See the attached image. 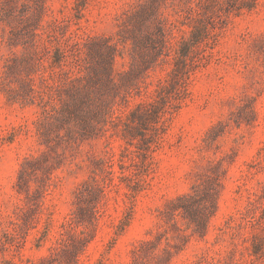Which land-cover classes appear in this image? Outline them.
<instances>
[{"label": "rangeland", "instance_id": "374dc122", "mask_svg": "<svg viewBox=\"0 0 264 264\" xmlns=\"http://www.w3.org/2000/svg\"><path fill=\"white\" fill-rule=\"evenodd\" d=\"M0 264H264V0H0Z\"/></svg>", "mask_w": 264, "mask_h": 264}, {"label": "trees", "instance_id": "16d2710c", "mask_svg": "<svg viewBox=\"0 0 264 264\" xmlns=\"http://www.w3.org/2000/svg\"><path fill=\"white\" fill-rule=\"evenodd\" d=\"M161 34L164 35V31L161 28L160 29ZM111 50V48H109ZM114 53H112V51H109V60L110 58L113 59L114 58ZM84 69H70V75L69 72H67V86L70 87L68 93L70 95H72L74 97V92L76 89H78L77 87V81H79L80 79H82L83 72ZM113 70L114 69H97V75L94 78L96 81H101L106 82L105 84L109 85H113L115 86L116 83L114 81V77H113ZM80 107H81V103L78 101H74L73 103L70 102H66L63 106L58 107L57 105H54L53 108L56 110H60L62 112V115L65 119H70L72 116H79V112H80ZM99 111H103L102 105H98Z\"/></svg>", "mask_w": 264, "mask_h": 264}]
</instances>
